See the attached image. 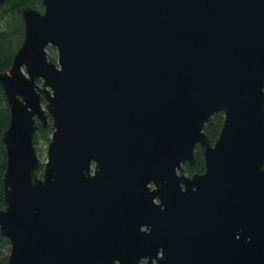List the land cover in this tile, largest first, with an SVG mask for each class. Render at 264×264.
Wrapping results in <instances>:
<instances>
[{
	"label": "water",
	"instance_id": "obj_1",
	"mask_svg": "<svg viewBox=\"0 0 264 264\" xmlns=\"http://www.w3.org/2000/svg\"><path fill=\"white\" fill-rule=\"evenodd\" d=\"M41 3L0 69L6 264H264V0Z\"/></svg>",
	"mask_w": 264,
	"mask_h": 264
},
{
	"label": "trees",
	"instance_id": "obj_2",
	"mask_svg": "<svg viewBox=\"0 0 264 264\" xmlns=\"http://www.w3.org/2000/svg\"><path fill=\"white\" fill-rule=\"evenodd\" d=\"M31 5L38 9H42L41 0H3L0 2V69L7 68L10 63L13 54L19 46L23 38L24 23L21 16L20 8L23 5ZM47 54L49 57L55 60L52 55L55 53L54 47L48 45ZM223 113L217 111L213 113L203 129L212 139L214 138L220 129ZM9 120V106L4 94V91L0 85V207L3 206L2 199V174L5 169V148L1 141L2 130L7 126ZM52 126L50 121L42 124L38 121V127L33 135V142L36 145L39 138L45 139L48 142ZM36 147V146H35ZM195 150V162L193 165L183 163V171L192 172L193 170H202L204 168L202 152L196 147ZM37 150V148H36ZM43 164L38 162L37 171L41 172ZM9 251V240L7 237L0 233V264H6Z\"/></svg>",
	"mask_w": 264,
	"mask_h": 264
},
{
	"label": "rangeland",
	"instance_id": "obj_3",
	"mask_svg": "<svg viewBox=\"0 0 264 264\" xmlns=\"http://www.w3.org/2000/svg\"><path fill=\"white\" fill-rule=\"evenodd\" d=\"M54 50H55V53H53L52 55L56 59V49L54 48ZM46 145H47V142L43 138H39L37 144L35 145L37 148L39 162H41L42 164L46 159Z\"/></svg>",
	"mask_w": 264,
	"mask_h": 264
},
{
	"label": "flooded vegetation",
	"instance_id": "obj_4",
	"mask_svg": "<svg viewBox=\"0 0 264 264\" xmlns=\"http://www.w3.org/2000/svg\"><path fill=\"white\" fill-rule=\"evenodd\" d=\"M38 123V122H37ZM213 139L214 138H212L211 140L213 141ZM196 147H198L200 150H201V152H202V158H203V163H204V156H203V148L200 146V145H196L195 146V150L197 149ZM195 150H194V154H195ZM183 163H185V162H183ZM186 163H188V162H186ZM189 164V163H188ZM190 165H193V164H190ZM182 170H183V164H182ZM204 170V168L202 169V170H199V171H197V170H193L192 172H202ZM185 172V171H184ZM192 172H190V173H188V172H186L187 174H191ZM150 184V186H153V184H152V182H150L149 183ZM160 250L158 251V255H160ZM147 259H148V257L146 256H144V257H142V258H140V260H139V262L137 263V264H145L146 263V261H147ZM154 262H156V260H155V258H153V263ZM117 264V263H116Z\"/></svg>",
	"mask_w": 264,
	"mask_h": 264
}]
</instances>
